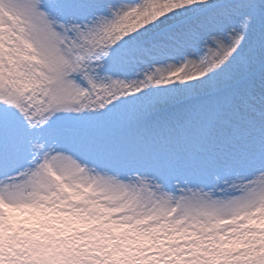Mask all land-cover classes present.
<instances>
[{"label": "snow or ice", "instance_id": "6c2138e0", "mask_svg": "<svg viewBox=\"0 0 264 264\" xmlns=\"http://www.w3.org/2000/svg\"><path fill=\"white\" fill-rule=\"evenodd\" d=\"M0 264H264V0H0Z\"/></svg>", "mask_w": 264, "mask_h": 264}]
</instances>
